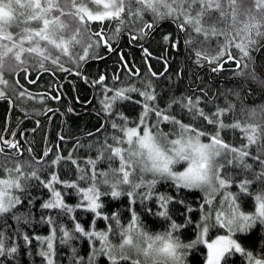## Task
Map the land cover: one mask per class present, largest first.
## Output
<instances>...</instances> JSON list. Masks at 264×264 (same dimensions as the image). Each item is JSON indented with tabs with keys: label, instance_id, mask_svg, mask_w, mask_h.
<instances>
[{
	"label": "snow or ice",
	"instance_id": "snow-or-ice-1",
	"mask_svg": "<svg viewBox=\"0 0 264 264\" xmlns=\"http://www.w3.org/2000/svg\"><path fill=\"white\" fill-rule=\"evenodd\" d=\"M164 21H171L177 34H182L179 39L165 34L164 43L191 48L197 66L207 61L215 65L211 67L215 73L231 62L234 76L264 86L253 55L264 50V0H0V101L8 103L10 110L17 107L10 91L21 102L37 97L42 102L45 95L29 91L20 81L21 73L27 84H35L39 77L32 79L30 68L71 74L73 69L65 64H73L75 74L83 78L81 63L103 59L97 55L99 48L117 51L112 42L127 26H132L129 40L138 41L150 37ZM93 24L98 25L95 30ZM113 24L116 27L109 36L106 28ZM213 40L218 51L209 56L205 46ZM141 47L150 57L147 48ZM120 61L127 83L118 75L111 78L114 87L105 84V75L92 81L93 86L100 85L103 99L97 113L100 126L87 134L92 137L90 143L77 140L67 156L57 144L39 158L32 155L22 160L20 142L0 135V264H20L21 249L29 258L35 250L41 264H61L62 259L67 264H98L101 257L105 264H186L188 251L199 246L207 249L206 264H228L236 254L244 264H264V103L249 105L251 90L241 85L239 91L229 90L234 100L224 96V107L216 102L219 95L209 97L203 89L195 90L200 95L195 91L170 95L161 107L153 78L164 76L167 60L159 74L147 65L146 77H140L139 69L129 68L123 54ZM5 73L14 77L12 83ZM134 77H140L138 82ZM47 98L58 100L59 95ZM125 102L140 108L135 120L119 111ZM183 116L190 122H184ZM227 130L232 131L231 141L224 138ZM81 149L84 156H74ZM27 151L32 153L31 148ZM62 171L74 179H61ZM162 182H170L177 192L187 189L203 194L198 209L186 206L180 213L185 217L183 224L172 219L169 206L184 201L157 193L156 186ZM36 186L48 193L35 222L48 227L47 235L35 233V198L30 189ZM69 195L77 198L75 205L66 202ZM104 197H127L126 227L118 211H103ZM149 200H155L159 208L156 212L146 208V214L162 219V232L146 231L133 207ZM245 205L251 210H245ZM77 210L92 214L87 228L73 215ZM195 211L200 215L193 222L190 214ZM64 217L70 227L62 222ZM98 219L107 222L103 230H97ZM183 228L193 232L194 239L188 243L180 239ZM257 230L261 234L257 250L246 249L239 237ZM214 232L221 234L212 239ZM110 237H119L120 242L113 244ZM74 242H87V256L80 254ZM62 249L67 250L66 257Z\"/></svg>",
	"mask_w": 264,
	"mask_h": 264
},
{
	"label": "trees",
	"instance_id": "trees-1",
	"mask_svg": "<svg viewBox=\"0 0 264 264\" xmlns=\"http://www.w3.org/2000/svg\"><path fill=\"white\" fill-rule=\"evenodd\" d=\"M145 19L150 20V17H145ZM98 25L93 24L92 28L95 30ZM116 27L115 24L111 28H106L107 35H111L112 31ZM136 28H139L140 25H135ZM132 26H127L119 35V37L112 42L113 48L117 47V51L111 53L110 56H107L109 53L105 48L97 49V55L102 56L103 59H89L87 62H82L80 66V71L83 69V78L75 74L76 68L73 64H65V67H70L73 69V72L67 73L63 71H57L55 75L52 73H42L39 70L29 69L32 72V79H36L37 76L39 79H36L35 84H27L23 79V73L20 74V81L22 84H25V87L32 93H40L45 95V99L41 102L40 98L37 97V100L32 101L28 100L21 102L16 100L14 96L11 95L9 91V96L17 107L12 108L10 117L8 120L13 118L17 121L23 116H29L31 118L30 123L33 125L37 120L42 122V126L45 124L46 117L54 112L47 111L52 105L51 99L47 98L49 96H61L60 102L61 108L60 112L66 115L65 121L60 129V113H56L54 123L52 124L51 132L47 138L46 148L52 147L55 150V145H60V151L63 155L67 156L69 151H73V146L77 140L82 143H90L92 137H89L87 134L89 132H94L96 128L100 126L101 117L97 113L101 110L100 101L103 99V93L100 85L93 86L92 81L97 80L100 75H105L106 80L105 84L108 87H114L112 82V76L118 75L120 80L128 82V77L126 70L122 68L120 55L123 54L124 59L128 62V67L139 69L140 77H146L148 72L147 65H151L152 71L157 74L165 71V60H167V72L164 76L160 77L158 80L153 78L156 91L161 93V99H159L160 106L163 107L165 101L169 98L170 95L180 96V95H193L195 90L203 89L208 93L209 97H217L219 99L216 101L221 107H224V96H227L229 100H234V97L229 93V90L233 92L239 91L241 85H245L248 89L251 90V95L248 97V104H260L264 103V86H261L258 82H253L251 79H244L234 76L233 69L235 64L229 62L225 64L224 70L213 73L211 67L215 65H210L207 61L203 62V66H197L194 62V54L191 48L184 47L183 44H180L178 47H169L163 41V36L169 34L176 39H179L180 35L177 34L176 27L171 21H164L161 23L160 27L152 33L150 37H146L143 40L130 41V44L139 46L140 48L131 47L127 43L126 37L123 35L125 32L129 34ZM121 41V42H120ZM120 42V43H118ZM143 45L144 48H147L148 52L151 53L150 57H146L142 51ZM199 47V44L195 45ZM207 48V54L213 56L216 54L217 44L216 41H211L210 45L205 46ZM79 51V49H77ZM233 54H236V50L232 49ZM256 58L255 70L259 76L260 80H264V50H261L258 53H253ZM107 56V57H106ZM226 59V57H225ZM92 60V61H91ZM51 67V65H49ZM250 70V69H249ZM248 71V70H246ZM140 77H134L133 80L137 81ZM5 78L9 80L10 83L13 82L14 77L5 73ZM64 80V81H63ZM68 80V81H66ZM66 82L62 85L66 95L61 94L60 84ZM75 89V96L77 101L83 102L86 104L85 110L77 109L76 100L73 97L72 86ZM137 86L139 84L137 83ZM223 93V95H220ZM109 96L112 93H108ZM195 95H200L199 91H195ZM195 98V96L193 97ZM68 100L72 103L73 109L76 112L82 111L80 115L75 116L67 110ZM203 106V105H202ZM8 103L0 101V133L7 125V113H8ZM209 107L205 108V111H209ZM237 109H239V104H237ZM119 111L123 112L129 120H135L139 113L140 108L134 104L125 102L119 106ZM27 113V115H25ZM46 113V114H45ZM184 122H190L187 116L182 117ZM42 119V120H41ZM231 120V116L226 118L225 122L228 123ZM60 129V130H59ZM167 130V129H165ZM64 136L65 140L60 141L58 137ZM111 131V129H109ZM43 129L41 128L35 134L27 135L26 139L31 145L33 154L37 155V158L40 157L41 147L43 146ZM224 138L226 141H231L232 131L227 130L224 133ZM238 143V141H236ZM85 150L81 149L78 153L74 152V156L83 157ZM31 156L27 153H23V156L20 159H29ZM51 158V157H50ZM115 166V165H114ZM61 179L72 180L74 176L70 175L67 171H62L60 173ZM42 178H46L45 173H41ZM32 183H35L33 181ZM103 190V189H102ZM235 190V189H233ZM32 196L35 198V207L32 209L33 222L35 225V233L41 235L48 234V227L46 225L36 224L35 222L40 219L42 210L40 209L41 203L47 199L48 193L47 190H42L39 186L33 187L30 189ZM157 193L166 194L172 196L175 200H183L184 204L173 203L169 206V214L172 216L177 223H184V216H181L180 213L185 212L186 206H190L194 209H198L199 204L202 202L203 194L198 190H182L177 192V190L171 186L170 182H162L156 186ZM66 202L69 205H75L77 198L75 196L69 195L66 197ZM103 203L105 208L103 211L105 213L111 214L113 212L120 213L121 224L127 226L130 213L127 211L128 208V199L127 197H121L119 200H112L110 197H104ZM140 217V221L144 226L145 230L150 233L162 232L165 228V223L161 218L154 215L146 214V208H151L152 212H156L159 208L158 203L155 200H149L145 205H141L137 202L133 206ZM245 210H251L249 205H245ZM21 212L26 211V209H20ZM85 228L88 227L89 223L93 219L92 214L84 213L82 210H77L73 213ZM199 211H195L190 214V218L193 222H196L199 219ZM67 226L70 227V224L67 221V218H61ZM107 222L103 220H97V230H103ZM29 232H32V228L27 229ZM221 234L218 232L210 233L211 238L215 235ZM260 232L259 230L255 231L249 236L239 237L240 242L246 249L252 251L257 250V246L260 244ZM113 244H118L120 242L119 237H110ZM180 239L184 243L190 242L194 239L193 232L191 228L181 229ZM75 246L79 249L81 255L87 256L89 247L87 242H74ZM98 246V245H97ZM62 257H66L67 250H61ZM206 259V248L204 246H199L196 249H190L186 258V264H203ZM20 264H41V258L35 255V250L33 251V256L29 258L23 249L20 252ZM61 264H67L66 259L61 260ZM98 264H105V258L101 257L98 261ZM228 264H244L243 258L236 254L234 257L228 260Z\"/></svg>",
	"mask_w": 264,
	"mask_h": 264
},
{
	"label": "flooded vegetation",
	"instance_id": "flooded-vegetation-1",
	"mask_svg": "<svg viewBox=\"0 0 264 264\" xmlns=\"http://www.w3.org/2000/svg\"><path fill=\"white\" fill-rule=\"evenodd\" d=\"M125 37H126L127 43H129V35H128V37L127 36H125ZM120 42H118V43H120ZM129 45L131 47L140 48L139 46H135V45L130 44V43H129ZM117 47L118 46H116L115 49H117ZM111 53H113V52H109L107 54V56H110ZM63 81L60 84V89H61V94H63V96H64L66 94L64 92V89L62 88V85L64 83H66V82H63ZM66 81H68V80H66ZM70 85L73 88L72 89V93H73V97H74V99L76 100V103H77L76 104L77 109H80L82 111L85 110L86 107H87V106H85L86 104H84L83 102L77 101V97L75 96V89L73 87V84H71V82H70ZM57 95H59V93ZM60 98H61V96L59 95V99L58 100L51 99V102H53V105L49 109H55V110H54V112L52 114L50 113L48 115V117H46V120H43V121H45V124L43 126H42V122L39 121V120H38L39 121V127H37L36 122L33 125H31V123H30L31 118L29 116H23L18 121L13 118L12 120H10V119L8 120L7 126H5V128L1 131L0 135H3L5 139L18 140L20 142L21 146H22L23 153H27V154H29V156H32L34 154L33 153L30 154L27 151L28 148H31V145L27 141L26 137H27V135L35 134L37 131H39L42 128L44 133H43V146L41 147V152L39 154L41 156L43 151L46 149L47 138H48V136H49V134L51 132L52 124L54 123L56 113H58V112L60 113V117H61V120H60L61 124L59 125L60 129H61V126L63 125V123L65 121L66 115L63 112L62 113L60 112L61 111L60 108H61V105H62L61 103H59L60 102ZM8 106H9L8 107L9 108L8 111H9L10 110V105L8 104ZM69 108L72 109V111L70 113L71 114H75V116H78V115L82 114L81 113L82 111H80V112L78 111V112L75 113V111L73 109V106H72V103L68 100L67 110ZM11 111H12V109L10 110V114H11ZM10 114H9V117H10ZM5 129H7V130H5ZM33 129H35V131H33ZM13 133H15L14 137L12 135ZM46 135H47V138H46V142H45ZM58 137H60L59 136V131H58ZM44 142H45V146H44ZM32 152H33V150H32ZM35 156L37 157V155H35Z\"/></svg>",
	"mask_w": 264,
	"mask_h": 264
},
{
	"label": "water",
	"instance_id": "water-1",
	"mask_svg": "<svg viewBox=\"0 0 264 264\" xmlns=\"http://www.w3.org/2000/svg\"><path fill=\"white\" fill-rule=\"evenodd\" d=\"M123 35L128 37L129 34H128L127 32H125ZM91 61H92V60H91ZM81 72H83V69H81ZM9 114H10V110H9L8 113H7V119H6L7 124H8ZM6 126H7V125H6ZM46 138H47V135H46V137H45V142H46ZM45 142H44V146H45ZM44 148H45V147H44Z\"/></svg>",
	"mask_w": 264,
	"mask_h": 264
},
{
	"label": "rangeland",
	"instance_id": "rangeland-1",
	"mask_svg": "<svg viewBox=\"0 0 264 264\" xmlns=\"http://www.w3.org/2000/svg\"><path fill=\"white\" fill-rule=\"evenodd\" d=\"M217 235H219V234H217ZM133 238H134V240H135V234H133ZM214 238H215V236H214L212 239H214ZM205 248H206V247H205ZM206 256H207V249H206ZM140 259L143 260V257H140ZM203 264H206V259H205V261H204Z\"/></svg>",
	"mask_w": 264,
	"mask_h": 264
}]
</instances>
